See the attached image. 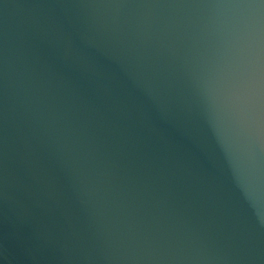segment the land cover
<instances>
[{
	"label": "water",
	"instance_id": "obj_1",
	"mask_svg": "<svg viewBox=\"0 0 264 264\" xmlns=\"http://www.w3.org/2000/svg\"><path fill=\"white\" fill-rule=\"evenodd\" d=\"M0 264H264V0H0Z\"/></svg>",
	"mask_w": 264,
	"mask_h": 264
}]
</instances>
